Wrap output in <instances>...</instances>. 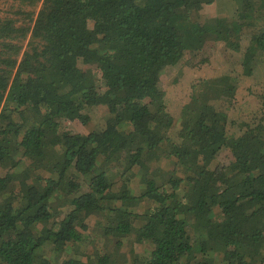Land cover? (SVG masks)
Returning <instances> with one entry per match:
<instances>
[{
  "label": "trees",
  "instance_id": "1",
  "mask_svg": "<svg viewBox=\"0 0 264 264\" xmlns=\"http://www.w3.org/2000/svg\"><path fill=\"white\" fill-rule=\"evenodd\" d=\"M213 1L0 0V264H264V116L215 106L234 76L199 80L177 119L161 84L220 40L243 76L264 61V0L192 21ZM129 235L117 263L105 243Z\"/></svg>",
  "mask_w": 264,
  "mask_h": 264
},
{
  "label": "rangeland",
  "instance_id": "2",
  "mask_svg": "<svg viewBox=\"0 0 264 264\" xmlns=\"http://www.w3.org/2000/svg\"><path fill=\"white\" fill-rule=\"evenodd\" d=\"M257 0H251L252 4L250 5L251 10L253 11V14L255 11L259 10L257 7ZM1 6V5H0ZM203 7V12L202 14L197 17L196 14L191 13L190 17L192 18V21H198V23L203 24H208V20L210 18H206L202 16L205 11ZM6 9V8H5ZM216 6H210L209 10H215ZM250 10V9H249ZM263 12L262 10H259V15L260 13ZM205 15V14H204ZM252 15V14H251ZM206 19V20H205ZM253 18L250 19H243L238 20V22L246 23V21H251V26L249 24L242 25L241 30L237 31L238 36H243V42L248 38V36L252 32H256V26L260 20H254ZM204 20V21H203ZM190 21V22H192ZM209 25V24H208ZM210 26V25H209ZM246 44V42H245ZM212 47V46H211ZM238 53L231 52L233 54H230V51L224 53L222 51L221 45L216 42L213 47L211 48V51L207 56H205V59L203 62L200 64H194L191 65L187 60H185L183 63H179L174 66H169L165 69L162 79H161V84L162 87L165 91V102H166V109L167 111L174 117L179 118L181 114V109L182 107L191 101V95L197 94L201 95V87L203 86L202 84L197 83L201 79L209 78V77H215L218 75H223L222 73L228 70V65L226 64V60L228 59L230 63L233 65V69L231 70L232 76H234L237 80L236 81V92L234 93V97L230 102H223L222 100H216L214 102L215 106H218L220 110H223L227 113V115L231 118L237 117L241 119H249L251 116H256V120H258L260 117L264 116V61L259 63L253 71L252 75L249 76H242L241 74V65L240 64H235L239 61V57L241 56L240 51H237ZM261 54L263 53L262 51H258ZM259 53V54H260ZM203 54V53H202ZM207 54V53H205ZM204 54V55H205ZM236 54V56H235ZM229 55V56H228ZM264 55V53H263ZM203 56V55H201ZM261 56V55H260ZM264 58V56L262 57ZM197 84L196 89L192 87V85ZM225 99V98H224ZM225 106H228L227 108ZM240 106L241 110H244L246 113L242 115H238L240 111ZM106 108L102 106H97L92 109V114L94 121L91 122L90 126H87L86 128H91L95 127V124H101L103 117L106 115ZM97 117L98 119H96ZM98 126V125H96ZM166 166V165H163ZM142 206H140L139 209H141ZM61 217V216H60ZM101 220V219H99ZM96 221V218L91 219V229H90V234L91 236L90 239L93 240L95 237L98 242V244H103L100 242L101 239V234H100V228H94V222ZM134 240L133 236H127L126 239L122 241V245L119 247H113L112 242L110 243L109 240L106 241L105 243V250L107 251L106 253H109L111 255L112 259L115 260L117 263L118 262H127L130 263L131 261L129 260L131 255H134L133 251L131 250V242ZM52 245L49 243L46 244L45 248L41 249L42 253H47V254H53L52 250ZM144 249L143 245L136 246L135 249V254H138L142 252Z\"/></svg>",
  "mask_w": 264,
  "mask_h": 264
},
{
  "label": "crops",
  "instance_id": "3",
  "mask_svg": "<svg viewBox=\"0 0 264 264\" xmlns=\"http://www.w3.org/2000/svg\"><path fill=\"white\" fill-rule=\"evenodd\" d=\"M241 0H214L212 3L210 4H206L204 11H205V17L208 19L210 17H220V18H230V16H232L234 14L235 11H237V9H239V7L241 6ZM216 6L215 10H209L210 6ZM203 10V9H202ZM218 43L221 45L222 50L224 49V44L223 41L220 40L218 41ZM233 53H230L229 55H231ZM228 55V56H229ZM236 56V54H235ZM226 64L229 66L228 70L223 72L222 74H227L228 76L232 77V72L231 70H229L230 68L233 69V65L232 63L229 62V60L227 59ZM235 64H239V62H235ZM241 71V69H240ZM242 74V73H241ZM220 76V75H218ZM243 77V75L241 76V78ZM237 81V80H235Z\"/></svg>",
  "mask_w": 264,
  "mask_h": 264
}]
</instances>
